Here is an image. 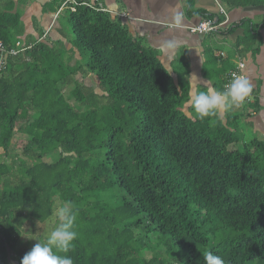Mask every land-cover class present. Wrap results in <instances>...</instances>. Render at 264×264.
<instances>
[{
	"label": "trees",
	"instance_id": "trees-1",
	"mask_svg": "<svg viewBox=\"0 0 264 264\" xmlns=\"http://www.w3.org/2000/svg\"><path fill=\"white\" fill-rule=\"evenodd\" d=\"M65 1L53 0L52 9ZM219 1L264 7V0ZM65 5L72 49L34 40L8 56L0 76V148L8 159L0 161V247L7 260L14 252L20 264L36 243L21 240L23 221L44 224L70 201L77 236L58 254L73 264H204L206 252L224 264H264V141L244 140L230 114L185 113L186 85L175 84L120 18L99 10L106 9L99 0ZM13 8L12 0L0 5L7 50L22 33ZM254 28L245 45L254 42ZM78 74L92 75L95 87ZM70 87L74 104L64 95ZM255 101L242 104L249 116Z\"/></svg>",
	"mask_w": 264,
	"mask_h": 264
},
{
	"label": "crops",
	"instance_id": "crops-1",
	"mask_svg": "<svg viewBox=\"0 0 264 264\" xmlns=\"http://www.w3.org/2000/svg\"><path fill=\"white\" fill-rule=\"evenodd\" d=\"M6 1L0 0V5H4ZM12 1L14 8L11 12L18 11L21 15L22 33L19 41L24 46H31L34 40L46 38L54 47L60 46L54 45V42H58L63 35L59 31L58 19L68 7L65 4L74 0L62 2L55 11L52 9L53 0ZM85 1L93 3V0ZM99 2L106 8L105 10L121 19L133 38L156 52L175 84L186 85L187 94L188 84L193 75L199 79L201 87L208 85L222 90L227 73L239 60L243 61L245 63L243 73L249 78L255 93L256 113L249 116L247 107L241 105L219 115L224 117L225 114H230V117H236L235 123L243 135L244 132H248L249 127L257 135L256 137L252 133L249 138L255 137L264 141V26H259L264 20V7L228 8L224 5L228 13V25L223 32L192 34L189 27L197 24L202 18L217 14L216 0H99ZM177 17L180 18L179 22ZM252 27H255L257 36L253 43L245 45L247 38L244 36L248 31L252 34ZM70 41L64 44L67 51L72 49ZM73 50L75 58L79 59L76 50L74 48ZM183 110L190 115V108L186 103ZM4 160L8 159L3 156V150L0 148V161ZM26 222L27 229L30 228L32 221L25 220L21 223V229H24ZM24 230L21 240L29 242L31 237L28 238L26 229ZM13 254L14 252L8 253V261L16 264L12 258Z\"/></svg>",
	"mask_w": 264,
	"mask_h": 264
},
{
	"label": "clouds",
	"instance_id": "clouds-1",
	"mask_svg": "<svg viewBox=\"0 0 264 264\" xmlns=\"http://www.w3.org/2000/svg\"><path fill=\"white\" fill-rule=\"evenodd\" d=\"M177 17V22H179ZM193 75L188 84V99L186 106L194 112L197 118L216 117L218 114L240 107L252 93V84L243 74H232V78L222 90L204 85ZM57 226L50 232L45 241H36L30 251L21 259L20 264H73L70 256L59 255L67 253L73 247L77 233L73 230L76 212L70 201L55 209ZM204 264H224L220 256L206 252L203 255Z\"/></svg>",
	"mask_w": 264,
	"mask_h": 264
},
{
	"label": "built area",
	"instance_id": "built-area-1",
	"mask_svg": "<svg viewBox=\"0 0 264 264\" xmlns=\"http://www.w3.org/2000/svg\"><path fill=\"white\" fill-rule=\"evenodd\" d=\"M98 0H93V2H97ZM218 4V11L215 16L202 18L197 24L189 27V31L192 34H210V33H220L223 32L227 25H228V13L226 8L223 4L220 3L219 0H216ZM88 5L87 3H84ZM99 10H105L101 6H99ZM31 46H24L20 41H17L15 43V46L7 50V48L4 46L2 41H0V76L2 71L6 68V61L5 57L9 55L16 56L17 54L25 51L27 48H30ZM223 55V54H222ZM245 69V63L241 60H239L236 64V66L231 69L226 77L224 84H226L231 78L232 74H243V70ZM224 86V85H223ZM253 89V88H252ZM255 93L254 90H252V93L250 96L246 99V101L243 104H251L255 100ZM255 113L253 112V115ZM0 264H12L10 263L7 258L4 256L1 247H0Z\"/></svg>",
	"mask_w": 264,
	"mask_h": 264
},
{
	"label": "rangeland",
	"instance_id": "rangeland-1",
	"mask_svg": "<svg viewBox=\"0 0 264 264\" xmlns=\"http://www.w3.org/2000/svg\"><path fill=\"white\" fill-rule=\"evenodd\" d=\"M58 24L60 26L59 28V31L63 34L60 36V39L57 41L54 42V45L57 46V45H60L58 46L57 48L63 50L65 49V45L69 43V40H72L73 38V34L71 32V28H70V24L68 23V20H67V12L64 11L61 16L59 17L58 19ZM65 44V45H64ZM86 60V57L82 59L81 63H84ZM77 79L79 81H82L84 84L88 85L89 87H95V81L92 77V75L90 74H87L85 76H82L80 74L77 75ZM70 90H71V87L70 88H67L64 92V95L65 97L68 99V101L72 104H74V100L73 99H70V96H69V93H70ZM248 128V132H244V138L246 139H250L249 137L252 136V133L254 134V131H252V129H250L249 127ZM243 134V133H242ZM256 134V133H255ZM254 134V135H255ZM257 137V135H255ZM46 161H50L51 159L49 158H45ZM58 208V206H57ZM57 217L54 215L52 218H49L44 224H39L37 223L35 225V223H31L32 225V229H31V225H30V228L27 229V224L28 222H26V225H24V229H26V235L28 238L30 239H33L35 241H38L40 237L44 238V239H47V236L50 234V232L52 230H54V228L57 226ZM21 222H22V219H21ZM22 229L25 233V230ZM19 246V247H17ZM16 248L19 249V248H24L23 245L18 244L16 245ZM146 255V257H149L150 254H148V252H145L144 253Z\"/></svg>",
	"mask_w": 264,
	"mask_h": 264
},
{
	"label": "water",
	"instance_id": "water-1",
	"mask_svg": "<svg viewBox=\"0 0 264 264\" xmlns=\"http://www.w3.org/2000/svg\"><path fill=\"white\" fill-rule=\"evenodd\" d=\"M7 59V56L5 57V60Z\"/></svg>",
	"mask_w": 264,
	"mask_h": 264
}]
</instances>
